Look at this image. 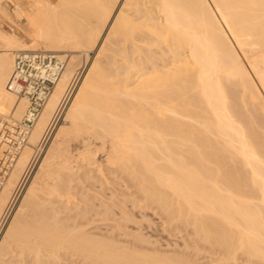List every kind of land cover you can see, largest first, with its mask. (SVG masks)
<instances>
[{"label": "bare ground", "instance_id": "1", "mask_svg": "<svg viewBox=\"0 0 264 264\" xmlns=\"http://www.w3.org/2000/svg\"><path fill=\"white\" fill-rule=\"evenodd\" d=\"M209 1L0 0L24 34L0 28V116L28 107L6 89L18 52L71 53L0 192V218L80 58L96 51L0 239V264H195L87 232L89 175L107 166L206 248L264 264V0Z\"/></svg>", "mask_w": 264, "mask_h": 264}, {"label": "rangeland", "instance_id": "2", "mask_svg": "<svg viewBox=\"0 0 264 264\" xmlns=\"http://www.w3.org/2000/svg\"><path fill=\"white\" fill-rule=\"evenodd\" d=\"M49 1L54 3V4H57L59 2V0H49ZM9 2L5 1L3 3V5L9 11V13L12 14V18L17 20L15 15H13L14 11H12L15 9V7L12 3H9ZM209 3L212 6L210 1H209ZM213 9H214V7H213ZM215 14L218 16L216 11H215ZM218 19L221 23V26H223L224 30L227 32V30H226L224 24L221 22L220 18H218ZM23 22H24L23 20H17V23H19L20 25L23 24ZM0 28L6 32L13 31V33L16 34L17 36H22V37L24 36V34L21 32L22 30L20 29V27L13 25V23L10 24V22L7 19H5L1 16H0ZM234 47H235V50L237 51V53L242 57V55L240 54L237 47L235 45H234ZM37 50L47 51V50H45V48L41 44L38 45ZM63 54L65 55L64 57H65V60L67 63L69 56H70L69 54H71V53L69 50H67V51L63 52ZM63 54H57V55L63 56ZM94 55H96V51H94V50L90 51L89 57L86 59L87 62H85L86 60L84 59L85 58L84 56H82L80 58L79 63L81 62L80 63L81 65H79L80 68L79 67L76 68L75 75H73V77L74 76L75 77L73 78V81L70 85L69 91L67 92V95L68 94L69 95L67 97V102H66L64 108L69 104L71 97L74 94L73 92H75L78 84L80 83V81L82 79V76L84 75L85 71L89 68V65L91 64V62L95 58ZM183 55H186V54H183ZM182 57H186V56H182ZM170 58H172V57H169L168 60H171ZM245 66L247 67V69H249L248 65L246 63H245ZM249 71H250V69H249ZM261 93L264 96V93L262 92V90H261ZM64 108L62 109V112L60 113L61 115H58L59 118L58 117H57L58 119L55 118L56 121L51 123L53 126L50 125L49 128L52 127V129L50 131H48V136L46 137V139L44 138V140L41 141V143L36 148L35 147L32 148L33 149V157H32L33 159L31 158V161L28 164L27 169L25 170V172L22 175L23 177L21 178L20 183H18V185H17L18 187L16 186L17 188L14 189L15 191H13L12 196L9 198L8 203L5 207V210H6V208H8L7 219H6L5 223L3 224L2 230L0 231V239L4 235V233H5L4 231H6L8 225L11 221L10 219H12L11 217H13L15 210L19 206L20 201L22 200L21 198L23 197V194L25 192V189L29 185V182L33 178L35 172H37L36 169H38L37 167H39V164L43 160L42 158H44V156H45L44 154L47 151L46 149H48L50 142L54 138V135H56L57 131L59 130L58 127L60 128L61 124H63V120H64L63 118H64L65 113H66L65 109H67V107L65 109ZM8 115L12 116V114H8ZM61 117H62V119H61ZM79 143H81V141H79V142L76 141V142L71 143L72 155L77 157V158L79 156H82L85 154L84 153L85 149L81 148V147H83L82 143H81V145ZM43 144H44V146H42ZM26 145H27V143L25 144V146ZM38 153H39V155H38ZM95 159L97 160V162H100V161L103 162L105 160L103 153L102 154L98 153L97 156H95ZM29 166H30V169H29ZM109 166H111L110 170H114L116 168L115 166L112 167V165H109ZM107 167H104V169H103V172L106 174V176L104 173H102L103 176L102 175L99 176V177H101V179H100L98 177V174L97 175L95 174V176H93L94 173L93 174L91 173L89 176L93 177L92 178L93 180L91 182L90 181L87 182V185H88V191H87L88 193L87 194L89 195L88 196L89 199H91V198L92 199L89 202L90 204L88 202L87 203L85 202L86 203L85 206H86V208L88 207L89 210L93 211L92 212L93 215H90V216L92 218L91 221L92 220L94 221V222L93 221L91 222V224L89 226L90 229L87 228V230H88L87 232H89V234L91 233L93 237L94 236H97V237L102 236L100 238H105V239H107V237H108V238H110V240H112L111 238H113V240L118 241V243L120 242V243L129 245V246H132V247L133 246H135V247L139 246V248H143L144 250L146 249L147 251L149 250L148 252H152V253H156V254L159 253L162 255L165 254L164 256H169V257H177L178 258L180 256L179 258H183L181 256L186 255V260L190 257L189 261L192 260L195 264H197V263L198 264H246V263L251 264L252 263V262L250 263L248 261L246 262L245 257H243V259H242V256H240L242 260L238 259V262L235 261V263H234L231 260L228 261V259H225L226 257H224V255L222 253H219L220 251H218V253L216 254L215 251H217V250H215V251L213 250L214 251L213 252L208 247L206 248V246H203L201 243H199L197 241L196 237H194V236L192 237V235L189 234L188 229H187L188 231L185 228H183V230H182V228L178 227V225L176 227V223L173 222V224L175 225V228H174V225L171 224L172 222L167 221V219H165V216H163L164 214H162V212L159 209L158 210L155 209L156 205L155 206L152 205L151 207L145 206L146 201H142L143 200V198H141L142 195L140 193L136 192V190L133 188V186H132L133 182H129L128 175L124 174L123 172H122L123 173L122 174L121 171L119 173H117L118 170H114L113 172L110 171L111 173L109 174L108 173L109 171H107V169H108ZM12 170H13V168H12ZM27 170H28V172H27ZM123 175H125V177H127L128 179L123 177ZM96 177H97V179L99 178L100 180L99 179L97 180ZM94 179L98 183H96V181L94 182ZM130 181H131V179H130ZM91 184H93L92 185L93 187L91 186ZM91 196L97 197V199H95L96 201L94 200L95 197L93 198ZM94 203H95V205H94ZM98 203H101V204H98ZM100 206H102V207H100ZM94 208H95V211H94ZM110 209H112L111 211H113V212H111ZM106 210H108V211H106ZM96 211L98 212L99 215L98 216L95 215V217H94V212H96ZM102 211H103V214L105 212L104 215H102V213H101ZM158 211H160L161 213H159ZM72 214H74V213L72 212ZM92 223H93L94 227H93ZM177 228L180 230H178ZM183 233H185V234H183ZM187 233H188V235H186ZM190 237H191V239H190ZM137 238L138 239L140 238V239L138 240ZM220 254H222V255H220ZM226 260H227V262H225ZM76 264H81V263L77 262Z\"/></svg>", "mask_w": 264, "mask_h": 264}, {"label": "built area", "instance_id": "3", "mask_svg": "<svg viewBox=\"0 0 264 264\" xmlns=\"http://www.w3.org/2000/svg\"><path fill=\"white\" fill-rule=\"evenodd\" d=\"M65 65L66 61L62 57L44 50L20 51L15 55L6 89L17 99H26L28 107L20 120L10 115L0 116V192L16 158L27 143L35 118L41 112ZM67 97L66 93L61 109ZM7 210L0 218V231L7 219Z\"/></svg>", "mask_w": 264, "mask_h": 264}]
</instances>
